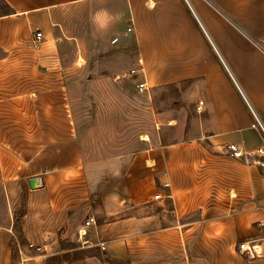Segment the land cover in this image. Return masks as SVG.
Returning <instances> with one entry per match:
<instances>
[{
  "label": "crops",
  "instance_id": "obj_1",
  "mask_svg": "<svg viewBox=\"0 0 264 264\" xmlns=\"http://www.w3.org/2000/svg\"><path fill=\"white\" fill-rule=\"evenodd\" d=\"M0 1L4 183L13 186L20 179L29 186L30 178L40 176L41 188L47 187L50 176L41 172L17 175L27 156L44 154L51 138L73 137L64 46L70 41L75 58H84L86 36L66 31L71 13L75 21L83 7L89 6L90 21L107 34L108 49L120 50L117 74L129 70L124 56L133 44L132 71L140 81L148 89L189 83V98L199 113L196 136L135 153L121 192L86 206L85 218L95 215L96 224L69 232L71 240L80 241L74 249L81 252L64 264H264V254L238 251L239 243L264 237V174L226 150L228 143L255 148L264 142L252 128L251 111L264 120V0ZM15 140L28 141L18 145ZM157 193L163 198L155 200ZM48 235L27 234L28 242L44 246L41 253L29 252V264H44L55 254L59 240ZM13 239L11 229L1 233V264H17L14 251L21 242L15 239L14 247ZM260 248L264 252V242Z\"/></svg>",
  "mask_w": 264,
  "mask_h": 264
},
{
  "label": "rangeland",
  "instance_id": "obj_2",
  "mask_svg": "<svg viewBox=\"0 0 264 264\" xmlns=\"http://www.w3.org/2000/svg\"><path fill=\"white\" fill-rule=\"evenodd\" d=\"M3 10L0 1V11ZM81 12V18L75 21L71 13L66 31L86 36L84 58H75L76 50L70 41L64 46L73 137L51 138L44 154L27 156V163L26 156H18L25 169L17 176L41 172L38 175L50 176L47 187L31 189L20 179L10 186L0 174V242L1 233L7 229L13 231L14 247L15 239L27 246L30 231L47 232L50 235L46 238H58L60 247L44 264H64V260L80 256L81 251L74 249L80 241L73 237L71 240L69 232L85 224L88 206L94 207L105 195L121 192L128 163L135 153L149 146L189 141L201 131L199 113L189 98V83L141 92L139 75L132 71L136 61L134 45L127 47L124 56V61L128 56L129 70L117 74L120 50L108 49L104 42L108 36L90 21L89 6ZM15 141L21 145L28 140ZM63 168L69 170H59ZM59 171L62 174L57 177ZM16 255L14 251L15 258Z\"/></svg>",
  "mask_w": 264,
  "mask_h": 264
},
{
  "label": "built area",
  "instance_id": "obj_3",
  "mask_svg": "<svg viewBox=\"0 0 264 264\" xmlns=\"http://www.w3.org/2000/svg\"><path fill=\"white\" fill-rule=\"evenodd\" d=\"M129 31L131 28L128 29ZM42 38V32L36 33V42L38 43ZM117 38L113 39V42H115ZM148 89L145 82H141L139 84V90L141 92L146 91ZM205 105V100L202 98L198 102V110L201 111L203 106ZM251 107V106H250ZM251 111L253 114V123L252 128L260 131V133L263 136L264 140V120L262 117L256 112L252 107ZM226 150L228 153L236 159L243 160L245 163L250 165H255L260 168L262 174H264V142L263 144L255 147V148H249L243 143H228L226 145ZM163 196L161 193H157L154 196L155 200L162 199ZM96 224V217L95 215H89L88 218L85 221L84 226L86 228ZM82 231H80L81 234ZM84 233H86V230H84ZM261 241L262 243H259ZM264 242V237L261 240H247L239 243L238 245V251L243 254H247L249 257H258L262 256L264 254L263 250L260 248V246ZM101 248L106 249V245L104 243H101ZM30 251H36V252H43L44 246L38 245L34 242H29L27 246H22L21 244L17 245V264H29L30 261Z\"/></svg>",
  "mask_w": 264,
  "mask_h": 264
},
{
  "label": "water",
  "instance_id": "obj_4",
  "mask_svg": "<svg viewBox=\"0 0 264 264\" xmlns=\"http://www.w3.org/2000/svg\"><path fill=\"white\" fill-rule=\"evenodd\" d=\"M29 186L31 189L40 188L43 186L42 177H32L29 179Z\"/></svg>",
  "mask_w": 264,
  "mask_h": 264
}]
</instances>
